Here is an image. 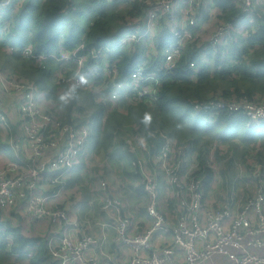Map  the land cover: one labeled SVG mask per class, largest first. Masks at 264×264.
Returning <instances> with one entry per match:
<instances>
[{"label": "built area", "instance_id": "built-area-1", "mask_svg": "<svg viewBox=\"0 0 264 264\" xmlns=\"http://www.w3.org/2000/svg\"><path fill=\"white\" fill-rule=\"evenodd\" d=\"M141 1L149 9L138 20L140 28L128 31L126 41L146 40L149 46L166 14L165 21L177 38L164 50L159 66L152 71L156 73L146 75L150 68L146 61L121 77L117 61L85 47L82 39L74 49L59 51L56 82L65 86L78 83L73 73L79 71L88 77V84L81 88H93L99 97L104 92L100 84L106 81L109 86L101 102L110 109L118 98L152 100L150 90L158 93L163 76L173 71L187 46L201 48L205 64L212 49L224 46L234 32L243 30L227 20H214L212 26L211 3L205 5L210 20L204 22L202 0ZM234 1L244 16L252 14L260 2ZM16 5V0H0V21L5 10ZM9 51L44 70L52 58L31 47ZM91 59L95 64L89 67ZM197 67L195 62L188 66ZM49 96L36 83L0 69V130L13 153L12 159L0 153V232L4 237L0 243L10 260L29 262L39 251L33 240L22 251H12L17 243L13 234L5 232L4 223L18 226L11 216L18 210L21 231L36 232L56 264H202L215 255H223L233 264H264V148H250L243 156L246 162L237 155L230 163L228 159L218 163L217 148L212 147L202 162V147L195 140L180 142L164 131L136 129L124 140L136 159L146 163L131 164L130 174L110 168L102 175L96 170L97 162L101 163L96 151L87 150L90 123L58 117L55 100ZM195 110L200 115L242 113L249 125L264 124V97L260 95L213 99L197 104ZM147 135L155 140L161 135V141L147 143ZM109 151V165L124 166L111 148ZM74 176L80 179L74 181ZM92 208L100 209L105 228L116 230L115 244L121 249L113 263L88 256L98 242L89 235L94 224L84 223L85 210ZM35 223L40 227L33 226Z\"/></svg>", "mask_w": 264, "mask_h": 264}, {"label": "trees", "instance_id": "trees-1", "mask_svg": "<svg viewBox=\"0 0 264 264\" xmlns=\"http://www.w3.org/2000/svg\"><path fill=\"white\" fill-rule=\"evenodd\" d=\"M16 3L1 15L0 68L19 78L25 76L41 90L49 91L55 105L60 92L54 79L58 64L55 57L62 48L74 49L84 39L85 47L100 50L108 60L117 61L119 74L124 77L137 64L148 61L149 56L150 67L159 66L164 50L177 39L165 21L166 14L149 46L146 40L126 41L130 32L140 28L142 23L138 20L149 9L141 0H16ZM207 3L222 10V19L240 24L242 32H234L224 46L212 49L205 64L202 49L189 45L173 71L163 76L153 105L129 106L123 99L110 109L96 102L98 94L93 88H80L79 99L65 108L56 105L55 115L68 122L79 115L81 122H89L92 127L89 144L94 151L111 148L114 157L128 163L136 156L128 149L124 137L136 129L145 133L159 128L158 131L172 138H194L202 147L199 155L202 162L212 147L217 148L218 163H222L221 159L230 163L234 157H243L250 153V148L263 149L264 124L249 125L242 113L200 115L195 106L213 99L264 97V3H258L249 16L242 15L241 8H235L231 0H205ZM205 5L200 9L202 13L206 12ZM12 47L21 50L31 47L35 53L52 55L49 68L33 66L31 59L10 52ZM191 62L197 63V69L188 68ZM93 64L95 61L91 59L87 66ZM145 113L151 115L148 128L141 123ZM147 136V143L161 141V135L157 140ZM243 159L247 161L246 157ZM79 179L74 176V181ZM13 236L17 241L13 252L22 251L31 242L17 231ZM7 254L5 245L0 243V264H6ZM45 256V249H41L30 264H46ZM7 262L16 264L10 258Z\"/></svg>", "mask_w": 264, "mask_h": 264}, {"label": "crops", "instance_id": "crops-1", "mask_svg": "<svg viewBox=\"0 0 264 264\" xmlns=\"http://www.w3.org/2000/svg\"><path fill=\"white\" fill-rule=\"evenodd\" d=\"M231 1L234 3L232 5L235 8L239 7V5H237L236 1H234V0H231ZM263 3H264V0H260L259 4H263ZM202 5H205V0H202L201 6ZM206 5L211 6L209 3H207ZM210 8L212 9V12L214 13V16L211 18V23L214 22V20H218V21L224 20L221 17L222 10L219 9V7L215 6L212 3V6ZM205 10H206V12L203 13V21L209 22V20H210L209 12L207 11V8H205ZM214 24L215 23H212V26H214ZM56 59H57V56L55 57V61H57ZM0 134H1V132H0ZM6 146L8 147L7 143L4 142L3 138L0 136V153L4 154V155L8 156V158L12 159L13 153L10 151L12 156H9L5 152V150L7 148ZM17 211L18 210L12 211L11 216H12V220L16 219L15 221H16V223H18V226L14 225V223H12V226H11V224L9 222H6V223H4V225L6 227L5 232L8 233V232H10L9 230H11L10 233L15 234V231H17L22 237H24L30 241H32V240L35 241L36 243L39 244V246H38L39 251L38 252H40L41 249H45L46 264H56L55 258L48 254V251L44 245L43 239L39 238L36 235V232L31 231L29 233H26V232L21 231L20 226H21L22 219H21V214H19ZM108 215H110V214H108ZM100 217H101V211L99 208H92V209H86L85 210L84 223L86 225L89 223L94 224V228L91 230V234H89V235H91L93 238H97V240H98L97 245H96V249H94L93 254H90L88 256H95L98 258V260L100 262L105 263L107 261H110L109 263H113V259L118 257V255H119V248H120L119 246H117L115 244V241L117 240V233H116V230L114 229V227H110V228L106 227L105 228L104 224L100 221ZM80 224H81V220H80ZM33 226L40 227V224L35 223V225H33ZM0 235H1V232H0ZM15 240H16V238H15ZM16 243H17V241H16ZM7 256L11 257V255L9 256L8 254H7ZM107 257L110 260L106 259ZM71 261H72V259H71ZM12 262H14V261L12 260ZM20 262H22L23 264H30V261L29 262L20 261ZM20 262H14V263L20 264ZM71 264H77V263L72 262ZM202 264H233V262L229 258H227L223 255H215L210 260H208Z\"/></svg>", "mask_w": 264, "mask_h": 264}, {"label": "rangeland", "instance_id": "rangeland-1", "mask_svg": "<svg viewBox=\"0 0 264 264\" xmlns=\"http://www.w3.org/2000/svg\"><path fill=\"white\" fill-rule=\"evenodd\" d=\"M177 1V0H176ZM122 10H125V9H122ZM122 12H124V11H121V13ZM189 46H187V48H188ZM187 48H186V50H187ZM162 56H163V54H162ZM148 61H151V57H148ZM31 64H33V66H35V67H38V65L35 63V62H32ZM150 64V63H149ZM138 65V64H137ZM39 68V67H38ZM1 69V68H0ZM10 71H12V70H10ZM153 71V69L150 67V68H148V70H146V75H150V74H152V73H156V72H152ZM13 76H15L14 74H12ZM24 78H22V79H24V80H26V81H29V82H33V81H31L29 78H27V77H25V76H23ZM58 83V82H57ZM59 84V83H58ZM163 84V83H162ZM60 85V91L61 90H63L64 88H65V85H62V84H59ZM108 83L106 82V81H102L101 82V84H100V88L102 89V90H106L107 88H108ZM150 92L153 94V96H152V100H148V98H146V97H140V98H134V97H131V96H129V97H127V98H125L126 99V101L128 102V105L130 106V105H138V104H140V103H145V104H147V105H153L154 104V102H155V100H156V98H157V90L154 92L152 89L150 90ZM96 94V93H95ZM107 93H105V92H101L100 94H99V97H97L96 95H95V98H96V102H101L102 100H101V98L103 97V96H105ZM121 102V99L120 98H118V100H117V102H116V104H119ZM115 106V105H114ZM113 106V107H114ZM113 107H111L112 109H113ZM78 117H79V115H77L76 117H75V119H73V121L72 122H74L75 120H79L78 119ZM63 119V118H62ZM80 121V120H79ZM257 126H259V125H257ZM137 130H139V131H141L140 129H137ZM156 130H159V128H156ZM228 133H230V131L228 132ZM174 139H176V140H179L180 142H183V141H187V140H191V139H193V140H195L194 138H189V139H178V138H174ZM89 143H90V140H89ZM88 143V145H87V150L88 151H92V149H91V146H90V144ZM7 147V146H6ZM242 147H240V149H241ZM256 148V147H255ZM5 152L9 155V156H12L11 155V152H10V150H9V148L7 147L6 148V150H5ZM95 154H96V158L98 159H100V162L101 163H98L97 162V164H99V166L96 168V170H99L101 173H102V175H104L106 172H108L109 173V169L111 168V170L112 169H116V172H119L120 170H123V172L125 173V174H130L131 173V164H137V163H146V160L145 159H136V157L135 158H133L132 160L130 159L129 160V163L128 162H126V161H124V160H122V161H124L125 163H123L124 164V166L122 165L121 167H118V166H116L115 165V163H111L110 165H109V160H110V158H111V154H110V151H109V149H106V150H104V149H102V150H100V151H96L95 152ZM113 155V154H112ZM145 157H147L146 155H145ZM136 159V160H135ZM121 160V159H120ZM135 160V161H134ZM133 161L135 162V163H133ZM124 201V200H123ZM4 239V237H2L1 235H0V242L2 241ZM7 259H9V257L8 256H5L4 257V260H5V262H6V264H9L8 262H7ZM12 261V260H11ZM20 264H23L22 262H20Z\"/></svg>", "mask_w": 264, "mask_h": 264}, {"label": "clouds", "instance_id": "clouds-1", "mask_svg": "<svg viewBox=\"0 0 264 264\" xmlns=\"http://www.w3.org/2000/svg\"><path fill=\"white\" fill-rule=\"evenodd\" d=\"M73 76L78 80V83L70 84L58 93L56 97V105L59 108H65L77 101L79 99L80 88L88 84V77L86 74L76 71L73 73ZM141 123L145 128H148L151 125V115L145 113L141 118ZM143 143V140H141V144Z\"/></svg>", "mask_w": 264, "mask_h": 264}]
</instances>
